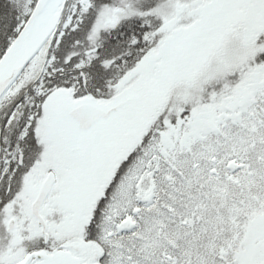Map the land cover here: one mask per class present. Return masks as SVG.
<instances>
[{
    "label": "snow or ice",
    "instance_id": "6c2138e0",
    "mask_svg": "<svg viewBox=\"0 0 264 264\" xmlns=\"http://www.w3.org/2000/svg\"><path fill=\"white\" fill-rule=\"evenodd\" d=\"M0 264H264V0H0Z\"/></svg>",
    "mask_w": 264,
    "mask_h": 264
}]
</instances>
